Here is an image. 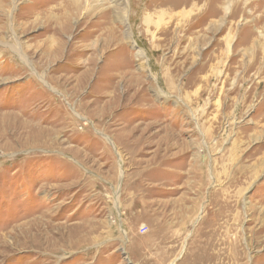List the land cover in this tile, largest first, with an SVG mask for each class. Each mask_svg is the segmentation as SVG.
<instances>
[{
	"label": "rangeland",
	"instance_id": "obj_1",
	"mask_svg": "<svg viewBox=\"0 0 264 264\" xmlns=\"http://www.w3.org/2000/svg\"><path fill=\"white\" fill-rule=\"evenodd\" d=\"M0 264H264V0H0Z\"/></svg>",
	"mask_w": 264,
	"mask_h": 264
}]
</instances>
